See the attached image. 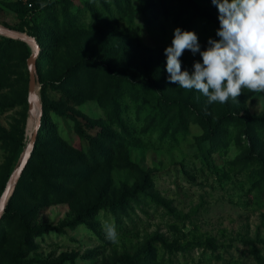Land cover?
I'll list each match as a JSON object with an SVG mask.
<instances>
[{
    "label": "rangeland",
    "instance_id": "rangeland-1",
    "mask_svg": "<svg viewBox=\"0 0 264 264\" xmlns=\"http://www.w3.org/2000/svg\"><path fill=\"white\" fill-rule=\"evenodd\" d=\"M47 1L50 0L43 4ZM65 1L70 3L71 13L77 16L80 25L94 24L90 8L108 17L102 0ZM32 3L33 0H0V26L30 34L35 15L31 11L23 13L22 8L31 7ZM145 9L143 0H131L124 17L120 18L115 9L114 14L122 26L133 19L146 44L171 45L178 25L171 17L154 19ZM193 31L201 51L208 47L209 38L219 40L213 23L200 21ZM9 37L0 31V40ZM22 41L28 49L18 47L8 52L11 59L8 72L12 74L0 76V187L7 184L27 150L34 129L31 117L34 123L36 120L30 111L28 90L26 100L22 101L26 69L23 61L27 64L34 48L30 42ZM41 50L40 44L36 60L38 80ZM180 60L186 67L183 70L189 73L194 62L202 63L199 53L193 55L188 50ZM61 67L51 65L46 73L58 72ZM171 92L181 96L183 103L168 109L167 105L163 107L166 125L160 124L161 118L153 120L154 114L148 109L140 108L143 99L131 103L125 116L124 122L137 138L136 144L128 146V160L132 164L127 171L115 168L109 175L116 189L123 182L134 186L126 208L114 211L104 207L72 227L69 223L75 219L77 208L71 202L41 206L36 218L30 215L27 221L52 228L34 237L35 248L26 258L36 260L31 264H261L260 259L264 260V122L250 128L231 118L215 135L208 133V127L223 113L245 117L264 115V93L245 89L237 101L209 104L194 89L185 90L177 84ZM50 95L59 98L54 90ZM196 107L203 109L202 116ZM78 108L96 119L105 118L107 113L97 100H88ZM50 115L51 124L61 136L79 145L81 140L74 131L73 120L55 112ZM137 184L144 188L137 189ZM107 225L115 226V243L106 235ZM15 241L16 238H10L8 243ZM4 249L8 255L16 251L9 245Z\"/></svg>",
    "mask_w": 264,
    "mask_h": 264
},
{
    "label": "trees",
    "instance_id": "trees-1",
    "mask_svg": "<svg viewBox=\"0 0 264 264\" xmlns=\"http://www.w3.org/2000/svg\"><path fill=\"white\" fill-rule=\"evenodd\" d=\"M45 1L33 0L31 7L22 8L23 13L31 11L35 15L29 32L42 45L38 75L43 115L31 158L0 220V264L36 261L26 259L28 252L35 248L34 237L52 226H38L27 218L30 215L36 218L43 205L71 202L77 208L75 219L69 223L72 227L104 207L114 211L126 208L134 186L123 182L116 189L109 172L115 168L127 171L132 164L128 160V146L136 144L137 138L134 130L124 122L130 104L143 99L140 108L153 113V120H163L164 106L168 109L183 103L181 96L171 92L177 84L168 80L164 50L170 45L146 44L133 19L122 26L114 14L115 9L120 18L124 17L126 8L131 7V0H102L104 14L108 17L100 16L97 9L90 8L95 18L90 26L80 25L77 16L71 13L68 1L50 0L46 5L43 4ZM143 1L146 12L149 10L154 19L171 17L185 31H193L200 21L213 23L217 29L220 26L218 9L208 0ZM18 47L28 49L26 42L20 39L0 40V76L10 73L8 52ZM51 65L62 67L58 72L46 73ZM23 67L26 69L22 101H25L29 83L26 61H23ZM185 68L182 64V71ZM51 90L58 92L59 98L52 97ZM88 100H97L104 107L105 118H93L78 108ZM196 109L202 116L203 109ZM51 112L67 115L73 120L74 131L81 140L79 145L61 136L51 124ZM231 118L250 128L264 122V115L245 117L223 113L208 127V133L215 135ZM165 120L160 124L166 125ZM5 186L1 184L0 192ZM136 187L144 188L139 184ZM10 238H16V241L9 244ZM8 245L16 250L9 255L4 249ZM260 263L264 264V260L260 259Z\"/></svg>",
    "mask_w": 264,
    "mask_h": 264
},
{
    "label": "clouds",
    "instance_id": "clouds-1",
    "mask_svg": "<svg viewBox=\"0 0 264 264\" xmlns=\"http://www.w3.org/2000/svg\"><path fill=\"white\" fill-rule=\"evenodd\" d=\"M211 2L219 13V40L209 38L208 47L201 51L194 31L175 28L172 43L164 50L169 82L196 90L209 104L237 101L245 89L264 93V0ZM186 50L202 57L191 73L182 71L180 57ZM106 235L116 242L114 225L106 226Z\"/></svg>",
    "mask_w": 264,
    "mask_h": 264
},
{
    "label": "water",
    "instance_id": "water-1",
    "mask_svg": "<svg viewBox=\"0 0 264 264\" xmlns=\"http://www.w3.org/2000/svg\"><path fill=\"white\" fill-rule=\"evenodd\" d=\"M0 31L8 36L18 38L21 40H25L30 42L33 45V52L31 56L28 58L27 61V66H28V71H29V83H28V101H29V107L32 115H36V120L34 123V119L31 117L32 122L34 124V130L33 133L31 134L30 137V142L27 147V150L25 151L24 155L22 156L18 166L16 167L15 171L11 175L9 181L7 182L5 189L0 197V219L3 214V211L6 207V204L10 200L12 193L14 191V188L24 171L26 165L28 164L33 149L34 145L37 139V135L39 133V129L41 126V121H42V115H43V103L42 99L40 97V91H39V80L38 76L36 73V60L38 57V54L40 52V44L38 43L37 39L35 36L20 32L14 29H9L0 26ZM30 119V120H31Z\"/></svg>",
    "mask_w": 264,
    "mask_h": 264
},
{
    "label": "bare ground",
    "instance_id": "bare-ground-1",
    "mask_svg": "<svg viewBox=\"0 0 264 264\" xmlns=\"http://www.w3.org/2000/svg\"><path fill=\"white\" fill-rule=\"evenodd\" d=\"M34 130V129H33ZM33 133V132H32Z\"/></svg>",
    "mask_w": 264,
    "mask_h": 264
}]
</instances>
